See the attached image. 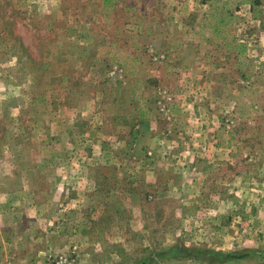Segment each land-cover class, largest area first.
<instances>
[{"label": "rangeland", "instance_id": "rangeland-1", "mask_svg": "<svg viewBox=\"0 0 264 264\" xmlns=\"http://www.w3.org/2000/svg\"><path fill=\"white\" fill-rule=\"evenodd\" d=\"M220 1L111 0L104 9L102 0H0V117L7 112L0 129L12 125L14 113L15 127L30 134L28 158L36 159L38 149L54 147L52 129L61 121L67 134L58 159L74 181L64 183L66 192L83 197L76 203L82 215L68 216L82 248L52 253L48 264H264V217L256 212L264 208V0L233 4L237 20L216 31L209 14ZM196 103L215 115L205 144L230 145L232 164L226 154L203 152L206 158L193 163L184 153L202 145L200 121L186 132L189 123L176 114L179 105ZM146 109L156 113L148 127L159 136L152 154L133 151ZM91 121L105 130L101 145L116 153L118 166L90 164ZM213 157L222 164L203 172ZM136 160L147 168L129 166ZM87 176L101 183L91 185ZM229 189L244 197L220 200ZM224 205L244 215L221 216ZM243 221L256 233L244 231ZM232 230L241 232L242 246L248 237L254 242L237 247ZM230 253L243 256L225 259Z\"/></svg>", "mask_w": 264, "mask_h": 264}, {"label": "crops", "instance_id": "crops-1", "mask_svg": "<svg viewBox=\"0 0 264 264\" xmlns=\"http://www.w3.org/2000/svg\"><path fill=\"white\" fill-rule=\"evenodd\" d=\"M199 100H203V98H200ZM179 107L181 110H178L176 115H179V117L183 116L189 123V125H187L189 130L186 129V132L191 133L192 130H194L195 126H193L194 123L191 124L192 122L200 121L198 123L201 126L200 129H198V127L196 128L199 130V134L203 136L201 140L202 145L199 147L195 146L197 149L188 145L184 149V153L189 152L191 154L190 160H192L190 162H193V160L195 161V156H203L206 158V155L203 152L207 153V151H209L210 153L226 154L224 156L225 160L229 159L232 164L233 161L231 160V156L229 157V153L232 152L230 145L224 146L220 143H214L209 146V143L205 144L209 137H213L211 136V127L209 124L211 122H214L213 125L215 124V120L212 119L215 115H211L205 104L196 103L194 106L187 104V107H182V105H179ZM146 110V118L141 119V116H138L137 119V122L140 123L137 128H140V131L138 130L136 133L140 132L141 134L140 139H136L133 151L135 153H141L142 150H147L152 154L156 152V148H153L152 139H155L154 136L157 135V132L155 131L153 134L152 130H149L148 127L154 125L153 119L155 118L156 113L152 111L149 115V110ZM196 110H199L200 114H197ZM168 111L170 112V108ZM169 112L168 116L174 117V114H170ZM6 113L7 112L2 113L3 117H0V120L5 119L4 117ZM19 116H21V114ZM15 118L14 113H8L7 119L11 120L12 125L10 126V124H7L6 127L2 126L0 129V264H48V256L52 253H72L77 255V249H81L82 245L78 242H74L75 240L72 239V237L79 231V228L70 223L68 216H70L71 213L75 216L82 215V213L79 212V207H77L76 203L81 201V198L83 197H81L82 195L79 192L75 193L74 196H72V192L70 193L71 195H68L66 192L64 183L67 182L68 184H73L74 181L73 178L66 180L65 175H62L64 162L58 159V156L63 149L61 145L63 142H66V139L64 140V135H66L67 132L59 129V125H63L61 121L55 122V129H52L54 132L56 130V133H52V135L55 134V145L52 150L48 151L46 154L43 149H38L40 154L38 155V158L29 159L28 151L31 145H28L29 141H27V143H25V141L31 139L30 134L27 135L23 130L15 127ZM68 118H71L72 123L70 129L72 131L71 133H73L76 129L74 124L77 120V115L72 114ZM68 118L66 120H68ZM101 129H103V127L93 123V121L88 125L87 134L90 139L88 138L87 140L91 149H89L90 156L88 157L92 161H90V164L95 165V167L100 163L102 165L107 164L109 167L118 166V163L116 162V153L101 145L106 143V141H104L106 137L105 130L103 129L99 132ZM143 131L146 132L144 136H142ZM37 132L38 136L42 139V141L39 142L47 143V134H42V136H40V131ZM18 137L21 138L22 141H18ZM40 138L38 139L40 140ZM157 138H159V136ZM71 141L72 143L74 142L72 139ZM144 141H146L145 144H149L147 147L144 144ZM208 157L210 158L211 156L209 155ZM214 160L215 157L209 161L210 164L202 167V171L205 172L208 168H211L212 165L218 166L219 164H222V161L216 164L217 162H214ZM120 163L122 164V162ZM131 164L134 168H140V170L144 167L147 168L148 165H146V162L142 163V160L130 162L129 166ZM98 178L87 176L88 183H91V185L100 184L101 180ZM199 180L202 185V192L208 194V191L210 190L208 183L210 181L205 174L204 177L203 175L200 176ZM245 180L246 179H243L242 181ZM43 183H46L49 186L45 188L42 185ZM190 183L194 184L195 182L191 180ZM225 184L229 185L231 183L226 181ZM230 189L229 192L226 190L222 191L224 195L220 200L230 197L235 199H238L239 196L244 197L243 192L240 193L238 191L235 192L236 195H233L231 193L233 190L231 191ZM61 193L62 195H60ZM72 198L75 200L73 205L68 203ZM60 200L64 201V207L60 206ZM232 205H235V202L231 203V206ZM227 207L224 205V207L218 208L221 216H223L225 212H228L229 216H238L239 214H242V216L244 215V210L240 211L239 209L236 210L234 207H231V209ZM256 212L264 217V208H259ZM238 217L241 218L240 216ZM242 223L246 224L245 221ZM219 226L222 227L221 224ZM243 226L248 227L244 229L246 232L250 228H252V232L256 233L257 231L256 229H253V227H250V225L246 224ZM259 230L264 231L263 221L262 226L258 228V231ZM218 231L222 232L223 230L219 229ZM232 232L236 233L234 239L238 243L237 247L246 248L251 246V243L254 242L253 239L249 240L248 237L244 242L246 245L242 246L241 232H239V230H232ZM237 234L240 235L237 236ZM219 243L222 244V241H219ZM239 262H243V260L240 261L239 259L232 261L233 264H239ZM74 264H81L80 258L79 261L76 258Z\"/></svg>", "mask_w": 264, "mask_h": 264}, {"label": "trees", "instance_id": "trees-1", "mask_svg": "<svg viewBox=\"0 0 264 264\" xmlns=\"http://www.w3.org/2000/svg\"><path fill=\"white\" fill-rule=\"evenodd\" d=\"M220 3L221 5L219 7V10H217L218 9L217 7H214L215 11L210 10V14H209V17L215 21V24L213 27L216 31H220L225 26H228L237 20V16L233 13L231 9L233 4H235L236 6H240L243 3L254 4V0H221ZM101 4L104 9L113 7L111 0H102ZM112 60L118 66L123 65V63L117 59H112ZM146 111H144V114L140 117L141 119L146 118V113H147ZM182 250L186 251L188 253V256H192L193 254L191 253V251L193 252L195 249L192 250L188 248H183ZM197 252L202 253L204 251L199 249ZM242 256L243 255H237L234 253H230V254H225L224 258L228 260V259H234V258H241Z\"/></svg>", "mask_w": 264, "mask_h": 264}, {"label": "built area", "instance_id": "built-area-1", "mask_svg": "<svg viewBox=\"0 0 264 264\" xmlns=\"http://www.w3.org/2000/svg\"><path fill=\"white\" fill-rule=\"evenodd\" d=\"M168 99H172V97L169 96Z\"/></svg>", "mask_w": 264, "mask_h": 264}]
</instances>
